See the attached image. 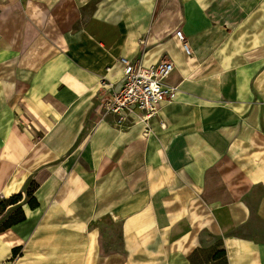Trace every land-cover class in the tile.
I'll return each instance as SVG.
<instances>
[{
	"label": "crops",
	"instance_id": "obj_1",
	"mask_svg": "<svg viewBox=\"0 0 264 264\" xmlns=\"http://www.w3.org/2000/svg\"><path fill=\"white\" fill-rule=\"evenodd\" d=\"M121 58L175 65L148 123ZM1 202L0 264H264V0H0Z\"/></svg>",
	"mask_w": 264,
	"mask_h": 264
},
{
	"label": "built area",
	"instance_id": "obj_2",
	"mask_svg": "<svg viewBox=\"0 0 264 264\" xmlns=\"http://www.w3.org/2000/svg\"><path fill=\"white\" fill-rule=\"evenodd\" d=\"M184 48L191 54L189 43L184 40ZM123 76L121 86L115 89V83L108 81L103 86L108 89L103 97L102 106L106 113L119 116L118 121L127 120L131 115L148 123L159 116L161 104L172 98L177 86L166 81V77L175 70L172 61L162 60L154 65L145 66L140 60L131 61L121 58ZM161 126L164 121L160 120Z\"/></svg>",
	"mask_w": 264,
	"mask_h": 264
},
{
	"label": "trees",
	"instance_id": "obj_3",
	"mask_svg": "<svg viewBox=\"0 0 264 264\" xmlns=\"http://www.w3.org/2000/svg\"><path fill=\"white\" fill-rule=\"evenodd\" d=\"M30 194V192H29ZM22 198V195L21 194H17V195H14L13 197H11L10 199V203H17L18 201H20ZM31 202H34V198H31L30 200ZM3 205V202L0 203V207ZM15 214H18V215H13L10 219H9V222H7L6 224H9V223H12L14 221H19L21 219H23L24 215L22 214L21 211H18L16 212Z\"/></svg>",
	"mask_w": 264,
	"mask_h": 264
},
{
	"label": "rangeland",
	"instance_id": "obj_4",
	"mask_svg": "<svg viewBox=\"0 0 264 264\" xmlns=\"http://www.w3.org/2000/svg\"><path fill=\"white\" fill-rule=\"evenodd\" d=\"M33 187V184H30L29 185V189H31ZM7 202L6 203H3V205L0 207V216L2 215V214H4V211H5V209H7ZM15 215H18V214H15ZM7 216V215H6ZM5 220V216L4 217H0V228L4 225V224H6V221H4ZM8 222V221H7Z\"/></svg>",
	"mask_w": 264,
	"mask_h": 264
}]
</instances>
